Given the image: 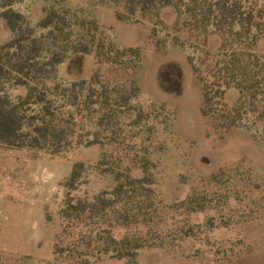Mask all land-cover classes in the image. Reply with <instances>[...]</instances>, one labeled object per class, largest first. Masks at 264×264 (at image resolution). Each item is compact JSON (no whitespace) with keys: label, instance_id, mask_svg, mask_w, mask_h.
<instances>
[{"label":"rangeland","instance_id":"obj_1","mask_svg":"<svg viewBox=\"0 0 264 264\" xmlns=\"http://www.w3.org/2000/svg\"><path fill=\"white\" fill-rule=\"evenodd\" d=\"M231 1L264 14V0ZM53 4L13 0V9L37 27L44 8ZM63 7L96 20L105 37L119 48L139 50L142 61L138 70H128L92 55L82 62L81 72L71 70L69 62L60 65L58 81L69 84L100 75L111 86L128 87L135 79L140 93L118 119L119 126L105 129L104 137H119L118 144L82 146L62 157L0 148V264H75L68 255L55 253L66 198L61 183L75 164L84 163L73 197L92 200L112 189L114 176L100 166L104 153L115 170L137 177L143 172L133 159L153 163L163 212L155 229L161 238L140 252L137 264H264V122L248 116L243 126L224 133L203 117V92L190 62L193 58L198 64L200 52L176 41L178 36L187 42L188 35L177 32L174 9L162 11L165 25L157 34L151 23L118 20L115 8L99 0H67ZM11 37L0 19V46ZM211 43L218 48L222 41L214 37ZM258 52H264V38ZM7 92L13 98L24 94L12 88ZM237 98V92L226 95L229 104ZM138 115L142 123L135 126ZM98 116L79 126L84 134L91 132L92 140L100 130ZM127 232L118 229L114 235L122 238ZM91 264L128 263L103 257Z\"/></svg>","mask_w":264,"mask_h":264},{"label":"trees","instance_id":"obj_2","mask_svg":"<svg viewBox=\"0 0 264 264\" xmlns=\"http://www.w3.org/2000/svg\"><path fill=\"white\" fill-rule=\"evenodd\" d=\"M1 1L0 19L12 37L0 46V148L62 157L82 146L120 143L119 137L111 141L104 132L119 126L118 119L131 109V101L140 93L137 81L128 87L111 86L94 75L65 84L58 81V67L69 62L71 70L81 72L84 59L94 55L100 62L138 70L141 52L117 47L96 20L63 7L67 0H52L37 27L13 9V0ZM99 2L113 6L120 21L153 24L157 34L159 25H165L162 11L174 9L177 32L188 35L187 42L178 36L176 41L200 52L199 63L193 58L190 62L203 92V117L224 133L243 126L248 116L264 122V52H258L264 38L262 12L243 10L231 0ZM214 37L222 41L218 48L211 43ZM8 88L24 94L13 98ZM228 92L238 93L231 104L226 100ZM96 115L100 130L92 140L91 132L84 134L79 126L84 128ZM140 123L138 115L135 126ZM133 163L143 176L115 170L104 153L100 166L114 176L115 185L92 200L72 196L85 172L84 163L73 166L61 183L66 198L59 212L63 222L56 254L68 255L75 264H91L92 259L103 257L137 264L142 250L158 245L161 237L155 228L163 212L151 172L153 163L147 158L133 159ZM118 229L128 232L117 238L114 231ZM70 237L74 239L67 243Z\"/></svg>","mask_w":264,"mask_h":264}]
</instances>
